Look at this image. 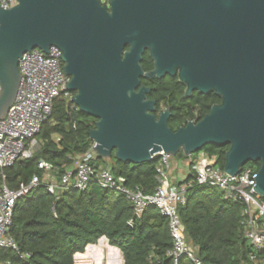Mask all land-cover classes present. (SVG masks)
Returning a JSON list of instances; mask_svg holds the SVG:
<instances>
[{
    "label": "water",
    "instance_id": "obj_1",
    "mask_svg": "<svg viewBox=\"0 0 264 264\" xmlns=\"http://www.w3.org/2000/svg\"><path fill=\"white\" fill-rule=\"evenodd\" d=\"M50 46L61 51L70 100L96 119L89 138L97 156L113 152L139 164L160 152L188 156L228 145L223 171L236 175L259 162L252 188L264 198V0H17L0 7V118L16 95L19 58ZM165 75L177 76L186 97L214 93L220 102L173 131L170 108L156 112L150 88L140 86L141 77Z\"/></svg>",
    "mask_w": 264,
    "mask_h": 264
},
{
    "label": "trees",
    "instance_id": "obj_2",
    "mask_svg": "<svg viewBox=\"0 0 264 264\" xmlns=\"http://www.w3.org/2000/svg\"><path fill=\"white\" fill-rule=\"evenodd\" d=\"M145 63L141 65L147 70L150 62ZM152 92L157 111L170 108L168 125L173 131L188 120L201 119L212 104L220 102L214 93L185 97L183 85L173 77L155 80ZM95 122L62 93L37 134L39 148L30 159L4 170L6 184L16 188L33 175L42 177L45 166L57 180L92 146L89 131ZM227 149L228 145L211 144L201 151L215 157V164L223 169ZM176 156L188 158L182 152ZM93 163L96 167L108 166L125 185L138 187L143 193L150 194L157 186L156 158L134 164L117 160L112 152L108 159L96 155ZM189 166V175L178 183L187 185V200L178 206V215L187 243L202 264H264V250H256L244 236L242 205L225 198L216 187L198 185L194 162ZM245 166L258 170L260 163L248 162ZM132 217L131 203L123 194L103 189L95 181L83 191L71 188L58 196L41 184L16 201L10 234L18 251L0 248V264H74L73 255L102 236L120 250L123 264H172L167 257L172 247L167 218L155 206H148L141 219L130 226ZM25 253L29 256H20ZM179 264L194 263L184 257Z\"/></svg>",
    "mask_w": 264,
    "mask_h": 264
},
{
    "label": "built area",
    "instance_id": "obj_3",
    "mask_svg": "<svg viewBox=\"0 0 264 264\" xmlns=\"http://www.w3.org/2000/svg\"><path fill=\"white\" fill-rule=\"evenodd\" d=\"M17 0H0L2 9L12 8ZM20 80L16 95L5 114L0 118V248L18 251L17 243L10 234L13 210L16 201L27 196L41 184L48 192L58 196L60 191L76 189L83 191L95 181L103 189L123 194L131 203L133 217L128 225L141 219L148 206H155L167 218L172 247L167 257L172 264H179L186 257L194 264H202L192 246L187 243L186 235L178 215V206L187 200V185L171 186L169 178L171 155L158 153L155 166L157 186L154 192L143 193L138 187H130L116 178L108 166L94 165L96 153L93 144L88 151L79 156L73 166L66 169L56 180L48 172L42 177L33 175L29 182H22L16 188L6 184L4 170L15 163L30 159L39 148L37 134L51 115L53 102L65 91L69 77L62 70L61 51L50 46L45 53L39 48L26 51L18 60ZM194 162L195 181L198 185L216 187L225 198L242 205L244 236L256 250H264V199L252 185L258 170L243 166L236 175L226 174L215 164V157L199 151L197 157L188 155ZM28 257L27 253L20 254ZM254 259V257H252Z\"/></svg>",
    "mask_w": 264,
    "mask_h": 264
},
{
    "label": "crops",
    "instance_id": "obj_4",
    "mask_svg": "<svg viewBox=\"0 0 264 264\" xmlns=\"http://www.w3.org/2000/svg\"><path fill=\"white\" fill-rule=\"evenodd\" d=\"M187 159L177 158L173 166L169 169V178L171 186L177 187L179 182L185 180L190 173V161ZM184 184V183H183ZM99 244V243H97ZM80 254L73 255L74 264H111L110 255L106 248H102V252L98 251L87 253V249L84 252H78ZM86 254L84 256V254ZM87 257V258H86ZM123 262V261H122ZM123 264V263H122Z\"/></svg>",
    "mask_w": 264,
    "mask_h": 264
},
{
    "label": "flooded vegetation",
    "instance_id": "obj_5",
    "mask_svg": "<svg viewBox=\"0 0 264 264\" xmlns=\"http://www.w3.org/2000/svg\"><path fill=\"white\" fill-rule=\"evenodd\" d=\"M100 1V3H102V4H107L108 3V1L109 0H99ZM127 48V47H126ZM146 61H149L150 62V67L147 69V70H144V71H149V70H151V69H153V67H154V65H153V61H152V59L150 58V55H149V52H148V50H144V52H143V54H142V60H141V64H146L145 62ZM167 77H173V78H176L177 80H178V78H177V76L175 75V76H170V75H165V76H163L162 78H160V79H157V78H152V79H148V78H144V77H141L140 78V86H145V87H149L150 88V91L146 94V96H147V98H150V99H152V100H155V98H153V97H151L154 93L152 92V90H153V87H154V84H155V80H163V79H166ZM179 82V81H178ZM180 83V82H179ZM180 84H182V83H180ZM183 85V84H182ZM184 85H183V93H184ZM194 93H197V92H195V91H193L192 92V95H191V97L193 96V94ZM185 96V95H184ZM186 97V96H185ZM187 98H190V97H187ZM156 101V100H155ZM156 104H157V102H156ZM155 107H156V105H155ZM164 109H166V107L165 108H163L162 110H164ZM156 112H159V111H157V109H156Z\"/></svg>",
    "mask_w": 264,
    "mask_h": 264
},
{
    "label": "bare ground",
    "instance_id": "obj_6",
    "mask_svg": "<svg viewBox=\"0 0 264 264\" xmlns=\"http://www.w3.org/2000/svg\"><path fill=\"white\" fill-rule=\"evenodd\" d=\"M102 248H106L108 250V254L110 255L111 264H122V258H121L120 253L116 249L109 247L106 244V241L104 239L100 240L99 244H96L94 246H89L87 248L86 254L88 255V254H90V252H93V251H95V252L98 251L99 253H101ZM86 254H84V256Z\"/></svg>",
    "mask_w": 264,
    "mask_h": 264
},
{
    "label": "rangeland",
    "instance_id": "obj_7",
    "mask_svg": "<svg viewBox=\"0 0 264 264\" xmlns=\"http://www.w3.org/2000/svg\"><path fill=\"white\" fill-rule=\"evenodd\" d=\"M197 153L198 152L193 153V156L194 157H197ZM176 159H177V156L176 155H174V156L171 157V159H170V166H173L174 165V162H175ZM188 161H190V160H188ZM96 243H98V241Z\"/></svg>",
    "mask_w": 264,
    "mask_h": 264
}]
</instances>
